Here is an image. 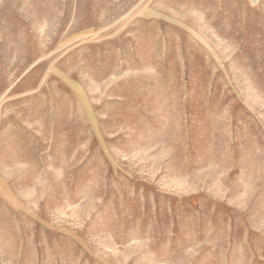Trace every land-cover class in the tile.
I'll return each mask as SVG.
<instances>
[{"label": "rangeland", "instance_id": "374dc122", "mask_svg": "<svg viewBox=\"0 0 264 264\" xmlns=\"http://www.w3.org/2000/svg\"><path fill=\"white\" fill-rule=\"evenodd\" d=\"M0 264H264V0H0Z\"/></svg>", "mask_w": 264, "mask_h": 264}]
</instances>
